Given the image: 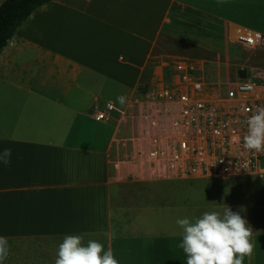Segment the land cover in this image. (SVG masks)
Here are the masks:
<instances>
[{
    "label": "crops",
    "instance_id": "obj_1",
    "mask_svg": "<svg viewBox=\"0 0 264 264\" xmlns=\"http://www.w3.org/2000/svg\"><path fill=\"white\" fill-rule=\"evenodd\" d=\"M237 28L264 35V0H50L32 11L0 52V150H12L0 164L4 264H54L76 234L119 264H185L183 193L115 179L114 129L91 113L153 87L171 49L198 64L216 37L237 45ZM243 218L255 245L243 264H264V225Z\"/></svg>",
    "mask_w": 264,
    "mask_h": 264
},
{
    "label": "built area",
    "instance_id": "obj_2",
    "mask_svg": "<svg viewBox=\"0 0 264 264\" xmlns=\"http://www.w3.org/2000/svg\"><path fill=\"white\" fill-rule=\"evenodd\" d=\"M232 40L264 53L261 33L237 28ZM166 67L153 87L125 105L107 101L91 113L114 127L108 162L115 179L263 174L264 153L245 150L242 137L248 116L264 106V64L241 65L233 80L217 86L204 79L194 60L180 58Z\"/></svg>",
    "mask_w": 264,
    "mask_h": 264
},
{
    "label": "clouds",
    "instance_id": "obj_3",
    "mask_svg": "<svg viewBox=\"0 0 264 264\" xmlns=\"http://www.w3.org/2000/svg\"><path fill=\"white\" fill-rule=\"evenodd\" d=\"M223 0H217L222 3ZM121 103L124 97L117 98ZM247 132L242 137L243 148L264 153V106L258 107L246 120ZM12 150H0V164L11 163ZM181 240L177 245L185 256V264H243L255 250L252 228L239 212L228 206L223 212L205 211L199 217L178 218ZM10 254L8 240L0 236V264ZM54 264H119L111 248L96 240L85 244L81 235H65L56 249Z\"/></svg>",
    "mask_w": 264,
    "mask_h": 264
},
{
    "label": "rangeland",
    "instance_id": "obj_4",
    "mask_svg": "<svg viewBox=\"0 0 264 264\" xmlns=\"http://www.w3.org/2000/svg\"><path fill=\"white\" fill-rule=\"evenodd\" d=\"M175 44L181 45L178 41L173 40L172 45ZM188 47L197 48L192 44ZM172 50L168 51L169 59L162 65L165 71L168 68L166 66L172 65L176 60V54L184 56V54L178 53L179 51ZM263 54V52H250L238 45L222 41L221 37H216L207 46H201L198 54L192 57L201 59L197 64L199 73L206 81L217 86L226 84L238 75L239 63L242 60L247 59L253 65H263ZM115 101L116 104L121 103L119 100ZM104 124L107 125L108 131L114 128L112 124ZM154 186L173 188L183 193L184 205L190 207L187 214L184 212V217H199L205 211L222 213L228 206L232 211L239 212L242 217L246 216L249 221H255L259 225L258 227L264 225V173L257 172L226 178H178L156 181Z\"/></svg>",
    "mask_w": 264,
    "mask_h": 264
},
{
    "label": "trees",
    "instance_id": "obj_5",
    "mask_svg": "<svg viewBox=\"0 0 264 264\" xmlns=\"http://www.w3.org/2000/svg\"><path fill=\"white\" fill-rule=\"evenodd\" d=\"M50 0H3L0 3V52L37 7ZM243 74V71L240 72Z\"/></svg>",
    "mask_w": 264,
    "mask_h": 264
}]
</instances>
